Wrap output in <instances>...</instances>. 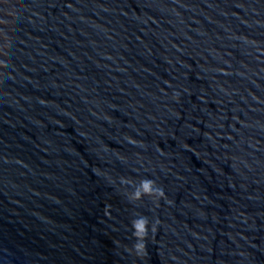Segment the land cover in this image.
<instances>
[{
  "label": "water",
  "instance_id": "water-1",
  "mask_svg": "<svg viewBox=\"0 0 264 264\" xmlns=\"http://www.w3.org/2000/svg\"><path fill=\"white\" fill-rule=\"evenodd\" d=\"M0 264H264V0H0Z\"/></svg>",
  "mask_w": 264,
  "mask_h": 264
},
{
  "label": "clouds",
  "instance_id": "clouds-1",
  "mask_svg": "<svg viewBox=\"0 0 264 264\" xmlns=\"http://www.w3.org/2000/svg\"><path fill=\"white\" fill-rule=\"evenodd\" d=\"M123 182L130 183L126 178H122ZM164 196L161 188L155 186V181L151 178H144L139 182V185L130 194L131 200H140L143 196ZM132 235L135 238L133 245L138 255L145 254L146 252V238L149 231V221L143 216L136 217L131 222ZM151 230L155 232L156 226L153 224Z\"/></svg>",
  "mask_w": 264,
  "mask_h": 264
}]
</instances>
